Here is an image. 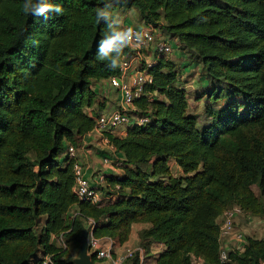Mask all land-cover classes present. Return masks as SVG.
I'll list each match as a JSON object with an SVG mask.
<instances>
[{"label": "trees", "instance_id": "trees-1", "mask_svg": "<svg viewBox=\"0 0 264 264\" xmlns=\"http://www.w3.org/2000/svg\"><path fill=\"white\" fill-rule=\"evenodd\" d=\"M49 2L63 13L36 17L23 12L24 0H0V264H43L47 254L74 264L50 237L63 233L78 247L89 219L94 236L118 246L133 223L149 224L139 243L145 252L163 244L154 264H192V255L216 263L217 218L227 207L264 217V0H106L115 11L137 8L146 26L177 39L201 66L210 80L203 92L209 121L197 127L168 54L153 52L149 66L141 60L152 76L150 100L134 104L148 121L104 134L124 160L121 176L106 177L119 186L117 198L99 206L78 201L61 155L100 114L94 82L120 74L98 59L107 23H97L96 11L104 0ZM129 55L124 48L120 63ZM170 160L181 175L172 174ZM227 256L217 264H264V237L247 236L245 250Z\"/></svg>", "mask_w": 264, "mask_h": 264}, {"label": "built area", "instance_id": "built-area-1", "mask_svg": "<svg viewBox=\"0 0 264 264\" xmlns=\"http://www.w3.org/2000/svg\"><path fill=\"white\" fill-rule=\"evenodd\" d=\"M125 27H133L136 32L141 33L142 44L139 48L129 47L130 55L124 57L120 63V74L113 75L107 79H103L107 83L110 89L119 93V105L111 111H104L100 113L94 122L92 130H96L100 133H111L116 135L117 130L123 125L132 124H144L148 121V117L145 116L141 109L138 108L134 101L136 99L145 98L150 100L146 88L152 83V76L146 71L144 67H138V63L144 60L145 66L151 65L152 61L146 60L145 52L152 50L156 54H170L172 52V44L168 38L163 35H159L155 28L145 26L139 28L133 25H125ZM146 33V35H145ZM133 42L136 41V37H133ZM131 112V113H129ZM105 136V135H104ZM106 138V137H105ZM107 139V138H106ZM77 146L73 144L65 145L63 152L64 157L67 159V163L71 164L74 185L73 191L78 201H87L92 204L101 205L106 202L112 201L110 196L102 194L101 190L90 184L88 177L85 175L83 165L78 160ZM104 164L114 168H120L122 158L104 157ZM113 168V167H112ZM119 176V175H117ZM106 180V175L103 173L99 175V181L102 183ZM114 189H118V185H114ZM244 211L238 205H232L227 207L219 216V245L220 254L216 263H224L228 261L227 253L229 250L242 252L246 248V237L244 232L235 229V223L239 215ZM70 215L75 217L79 215L77 211H70ZM94 225L93 220L89 219V228L87 234V252L88 254L95 256V262L100 264H125L135 255H138V264H146L145 250L140 245L126 246L116 249L114 240L110 237H96L92 233V227ZM56 240L55 245L60 250H66L67 242L63 233L52 234L50 242ZM54 254H47L43 258V264H55L53 259ZM192 264H204V260L200 256H191Z\"/></svg>", "mask_w": 264, "mask_h": 264}, {"label": "crops", "instance_id": "crops-1", "mask_svg": "<svg viewBox=\"0 0 264 264\" xmlns=\"http://www.w3.org/2000/svg\"><path fill=\"white\" fill-rule=\"evenodd\" d=\"M120 15L123 18V24L125 25H133V26H138L139 28H143L146 25L142 22L139 16V10L135 7H122L118 10ZM169 39V38H168ZM171 44H172V52L168 55L173 54L172 59L178 69H179V78H180V83L181 85L186 89L188 96L190 97V88H193L194 85L192 83H183L182 80H185L188 76L193 75L197 78L199 82L195 83L197 84V88H194L195 91H198L196 96L199 97L200 99H204L206 96L204 92L205 89L208 88L207 84L208 81L210 83V80L205 78L204 76H197V66H192V65H185L184 58L182 57L183 55H179L175 50V46L173 45L175 42L174 40L169 39ZM176 44V43H175ZM177 46V44H176ZM146 60L147 61H152L153 60V51L152 50H147L146 51ZM176 54L177 56L175 57ZM152 55V56H151ZM167 55V57H168ZM169 58V57H168ZM185 65V66H184ZM190 81V80H189ZM205 81L206 85L205 88L201 86L202 82ZM98 82H104V80H99ZM198 86H200V90H198ZM195 97V98H197ZM119 93H117V100H116V106L119 105ZM115 99V96H114ZM198 99V102L200 101ZM110 105V110H113L115 107ZM190 98H189V107H190ZM126 127L127 125H123L122 127L117 130L116 135H124L126 133ZM67 145V144H65ZM77 156L78 160L80 163L83 165L85 175L88 177L90 184L94 187H97L101 190L102 194L105 196H110L113 200H115L118 196L117 189H114L111 185H109L108 180L106 179L104 182L99 181V175L104 174L106 177L109 176H117V175H122L121 171V166L120 168H114V166L110 167L106 164H104V157H110V158H115L119 157L124 160L123 154L116 150L115 147L108 142V140L105 138L103 133H100L96 130H91L85 135L82 136L81 140L79 141L77 145ZM62 157L64 154L61 155ZM122 160V161H123ZM171 164H174L178 171L180 172L179 175L182 174L181 168L176 164L174 160L169 161V167ZM171 170V167H170ZM175 176V175H174ZM218 219V218H217ZM149 227V224L147 223H133L131 226V230L129 233L128 240L122 244L119 245L120 247H126L130 245L137 244L139 242V231L143 228ZM164 246L161 243H152L149 247L150 253H152L153 260L152 261H147L146 264H154L155 260L158 256V254L163 250ZM148 251V252H149Z\"/></svg>", "mask_w": 264, "mask_h": 264}, {"label": "rangeland", "instance_id": "rangeland-1", "mask_svg": "<svg viewBox=\"0 0 264 264\" xmlns=\"http://www.w3.org/2000/svg\"><path fill=\"white\" fill-rule=\"evenodd\" d=\"M157 30V29H156ZM159 35L163 36L164 34L161 33L159 30H157ZM167 38L171 39L169 36L165 35ZM172 40H174V42L177 44L174 43L173 45L175 46L176 48V52L179 54V55H183L182 57L184 58V62H185V65H192V66H195L193 65V63L191 61H193L190 56L188 54H186L185 51H183V48L180 46V44L178 43L177 39L175 38H172ZM147 55V53H146ZM173 54L171 55H168L169 58H173L172 56ZM175 57L177 56L176 54H174ZM152 56V55H151ZM144 62V61H143ZM142 61L138 63V67H140V65H142ZM184 65V66H185ZM142 67V66H141ZM196 67V66H195ZM197 76L200 77L201 76V66L198 64L197 65ZM197 78L193 75H190L188 76L185 80H182L183 83H192L193 88H190V107H189V110L188 112L189 113H193V114H196L198 116V119H197V127L198 128H202L206 123H208V119L206 118V115H205V112H204V109H205V105H206V98H207V95L204 97V99H200L199 97L196 96L197 92L198 91H195L194 88H197V82H199L198 80H196ZM190 80V81H189ZM205 85H206V82L203 81L201 86L203 88H205ZM207 86H209V81H208V84ZM93 87L97 93V98H96V104L94 106L95 108V111L96 112H99V113H102L104 111H109L110 110V105L109 103H111V105H113L115 108L117 107L116 105V100H117V92L115 90H112L109 88V86L107 85L106 82H94L93 84ZM198 90H200V86H198ZM114 96H115V99H114ZM197 97V98H195ZM198 99H200V101L198 102ZM210 101H213V99L211 98ZM226 100L223 99V101L221 102V104H225ZM99 104V107H97V105ZM223 104V105H224ZM88 111H91L90 109ZM131 113V112H129ZM171 172L173 175L175 176H179V171L177 169V167L174 165V164H171ZM123 170V169H122ZM122 173V171H121ZM254 192L256 194H258V190L256 187H252ZM217 222L219 223L220 222V219L218 218L217 219ZM235 229L236 230H241L242 232H244L245 236H251V237H254V238H262L264 237V217H261V216H253V215H250L248 213H243L241 215L238 216L237 218V222L235 223ZM52 243L54 245H57V241L54 240L52 241ZM135 245H140V243L138 242L137 244H134V245H130V246H135ZM58 246V245H57ZM119 248V246L116 244V249ZM78 249H79V246H75V245H67V248H66V252L63 256L64 259L66 260H74L78 257ZM152 261L153 260V257H152V253L149 252H145V261ZM127 264V263H125Z\"/></svg>", "mask_w": 264, "mask_h": 264}, {"label": "clouds", "instance_id": "clouds-1", "mask_svg": "<svg viewBox=\"0 0 264 264\" xmlns=\"http://www.w3.org/2000/svg\"><path fill=\"white\" fill-rule=\"evenodd\" d=\"M122 3L126 0H121ZM64 9L59 4L50 3L49 0H24L23 12L33 16H47L49 12L61 15ZM103 19L107 23V30L100 41L98 59L108 61V67L115 69L120 66L121 53L126 47L141 46V33L136 32L133 27H125L123 18L118 11L111 9L104 0L103 7L96 11V21L99 23ZM146 35V33H145ZM137 42H133V37ZM116 52L118 57L111 54Z\"/></svg>", "mask_w": 264, "mask_h": 264}, {"label": "water", "instance_id": "water-1", "mask_svg": "<svg viewBox=\"0 0 264 264\" xmlns=\"http://www.w3.org/2000/svg\"><path fill=\"white\" fill-rule=\"evenodd\" d=\"M87 234L88 231L84 230L80 236L78 237L79 240V249H78V257L74 259V264H100L96 263L91 259L90 254L87 252Z\"/></svg>", "mask_w": 264, "mask_h": 264}]
</instances>
